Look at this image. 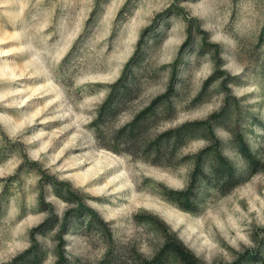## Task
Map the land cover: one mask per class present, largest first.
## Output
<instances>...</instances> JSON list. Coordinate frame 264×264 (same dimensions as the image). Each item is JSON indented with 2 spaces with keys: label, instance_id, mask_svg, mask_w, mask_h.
I'll return each instance as SVG.
<instances>
[{
  "label": "rangeland",
  "instance_id": "obj_1",
  "mask_svg": "<svg viewBox=\"0 0 264 264\" xmlns=\"http://www.w3.org/2000/svg\"><path fill=\"white\" fill-rule=\"evenodd\" d=\"M167 241L264 264V0H0V264Z\"/></svg>",
  "mask_w": 264,
  "mask_h": 264
},
{
  "label": "trees",
  "instance_id": "obj_2",
  "mask_svg": "<svg viewBox=\"0 0 264 264\" xmlns=\"http://www.w3.org/2000/svg\"><path fill=\"white\" fill-rule=\"evenodd\" d=\"M239 150L246 157L251 158V154L248 151L247 147H245V145H240ZM165 245L169 249V252H173L176 256H178L179 258H181L185 262L187 261V264H196L193 256L189 253V251L185 250L182 246L177 245L175 242L170 243L168 241ZM162 250H164V249H162Z\"/></svg>",
  "mask_w": 264,
  "mask_h": 264
}]
</instances>
